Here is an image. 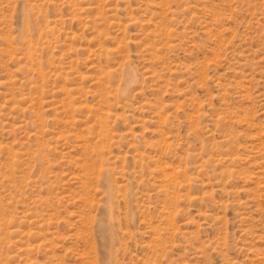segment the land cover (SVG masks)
Here are the masks:
<instances>
[{
  "label": "rangeland",
  "instance_id": "obj_1",
  "mask_svg": "<svg viewBox=\"0 0 264 264\" xmlns=\"http://www.w3.org/2000/svg\"><path fill=\"white\" fill-rule=\"evenodd\" d=\"M0 264H264V0H0Z\"/></svg>",
  "mask_w": 264,
  "mask_h": 264
}]
</instances>
